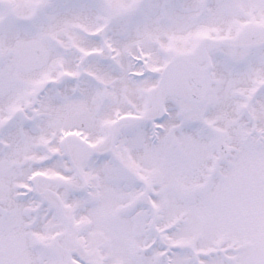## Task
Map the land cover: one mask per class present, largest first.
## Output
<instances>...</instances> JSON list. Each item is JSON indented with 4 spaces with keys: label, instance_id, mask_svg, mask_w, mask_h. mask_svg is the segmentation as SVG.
<instances>
[{
    "label": "snow or ice",
    "instance_id": "snow-or-ice-1",
    "mask_svg": "<svg viewBox=\"0 0 264 264\" xmlns=\"http://www.w3.org/2000/svg\"><path fill=\"white\" fill-rule=\"evenodd\" d=\"M0 264H264V0H0Z\"/></svg>",
    "mask_w": 264,
    "mask_h": 264
}]
</instances>
